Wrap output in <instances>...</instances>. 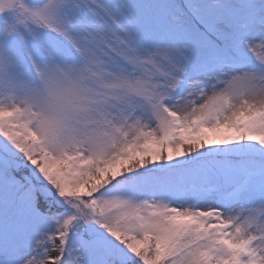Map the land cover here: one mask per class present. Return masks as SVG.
Segmentation results:
<instances>
[{
	"label": "snow or ice",
	"instance_id": "1",
	"mask_svg": "<svg viewBox=\"0 0 264 264\" xmlns=\"http://www.w3.org/2000/svg\"><path fill=\"white\" fill-rule=\"evenodd\" d=\"M0 264H264V0H0Z\"/></svg>",
	"mask_w": 264,
	"mask_h": 264
},
{
	"label": "trees",
	"instance_id": "2",
	"mask_svg": "<svg viewBox=\"0 0 264 264\" xmlns=\"http://www.w3.org/2000/svg\"><path fill=\"white\" fill-rule=\"evenodd\" d=\"M55 253H53V255H54Z\"/></svg>",
	"mask_w": 264,
	"mask_h": 264
}]
</instances>
